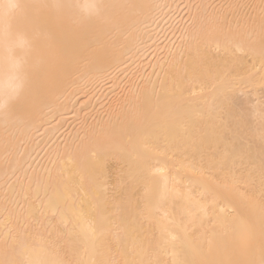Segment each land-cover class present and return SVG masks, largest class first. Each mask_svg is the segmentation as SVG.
I'll return each mask as SVG.
<instances>
[{
	"label": "bare ground",
	"instance_id": "bare-ground-1",
	"mask_svg": "<svg viewBox=\"0 0 264 264\" xmlns=\"http://www.w3.org/2000/svg\"><path fill=\"white\" fill-rule=\"evenodd\" d=\"M0 45V264H264V0H20Z\"/></svg>",
	"mask_w": 264,
	"mask_h": 264
},
{
	"label": "clouds",
	"instance_id": "clouds-1",
	"mask_svg": "<svg viewBox=\"0 0 264 264\" xmlns=\"http://www.w3.org/2000/svg\"><path fill=\"white\" fill-rule=\"evenodd\" d=\"M19 3H20V0H0V5L7 4L9 10H13V11L19 7ZM7 51L8 49L6 47H3L2 45H0V53L6 54ZM19 66L20 65L17 64V67ZM20 87L22 88V83ZM6 106H7V101L5 99H0V110H3L4 108H6Z\"/></svg>",
	"mask_w": 264,
	"mask_h": 264
}]
</instances>
